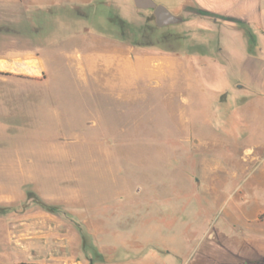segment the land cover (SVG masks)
I'll use <instances>...</instances> for the list:
<instances>
[{"label":"rangeland","instance_id":"1","mask_svg":"<svg viewBox=\"0 0 264 264\" xmlns=\"http://www.w3.org/2000/svg\"><path fill=\"white\" fill-rule=\"evenodd\" d=\"M101 1L0 0V60L29 69L0 66V264H264V100L226 85L240 56ZM168 51L226 69L186 85Z\"/></svg>","mask_w":264,"mask_h":264},{"label":"crops","instance_id":"2","mask_svg":"<svg viewBox=\"0 0 264 264\" xmlns=\"http://www.w3.org/2000/svg\"><path fill=\"white\" fill-rule=\"evenodd\" d=\"M131 1L133 2V0ZM153 1L161 4L175 17L180 18L179 23H197L199 26L202 25L204 30L208 29L217 33L218 51L220 55H223V62L229 66L228 70L232 67L234 56L239 55L241 61L238 68L239 79L234 81L230 76H226L224 78L226 85L236 87L240 93H249L252 97L264 100V57H261L264 54V0ZM75 3L86 6H90L92 3H98L100 6L107 5L101 0H76ZM74 6L77 5L74 4ZM123 22L129 23L128 21ZM102 40L103 38L97 36L95 43H102ZM251 40L253 43H250ZM183 56L175 51H168L165 55V74L173 80V76L180 73V80L184 81L186 85L194 80L197 74V77H201L199 74L201 71L205 72L212 68L214 72H222L226 69L225 66L215 61L210 63L206 60L196 59L189 62ZM146 59L150 58L147 55H142L139 51L132 61L131 71L138 81L142 73L140 69L142 61ZM3 65L6 68L3 70L9 72H29L28 68L16 61H7ZM125 65L123 57L118 68L123 70ZM196 72L198 73L196 74Z\"/></svg>","mask_w":264,"mask_h":264},{"label":"water","instance_id":"3","mask_svg":"<svg viewBox=\"0 0 264 264\" xmlns=\"http://www.w3.org/2000/svg\"><path fill=\"white\" fill-rule=\"evenodd\" d=\"M133 5L138 10H151L157 28L168 27L181 21L180 18L175 17L165 7L157 5L153 0H133ZM5 62L7 60H0V66Z\"/></svg>","mask_w":264,"mask_h":264},{"label":"bare ground","instance_id":"4","mask_svg":"<svg viewBox=\"0 0 264 264\" xmlns=\"http://www.w3.org/2000/svg\"><path fill=\"white\" fill-rule=\"evenodd\" d=\"M3 69H6V68H5V66L2 64V70H3ZM252 154H253V153H252ZM247 156H248V155H247ZM250 158H251V157H250Z\"/></svg>","mask_w":264,"mask_h":264},{"label":"trees","instance_id":"5","mask_svg":"<svg viewBox=\"0 0 264 264\" xmlns=\"http://www.w3.org/2000/svg\"><path fill=\"white\" fill-rule=\"evenodd\" d=\"M156 27V26H155ZM157 28V27H156ZM262 219H264V216H262Z\"/></svg>","mask_w":264,"mask_h":264}]
</instances>
